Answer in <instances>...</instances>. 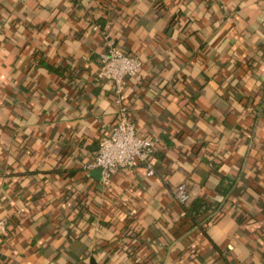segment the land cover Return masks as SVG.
Returning a JSON list of instances; mask_svg holds the SVG:
<instances>
[{"label": "crops", "instance_id": "obj_1", "mask_svg": "<svg viewBox=\"0 0 264 264\" xmlns=\"http://www.w3.org/2000/svg\"><path fill=\"white\" fill-rule=\"evenodd\" d=\"M95 23L142 60L150 176L85 168L117 119ZM0 218V264H264V0H0Z\"/></svg>", "mask_w": 264, "mask_h": 264}, {"label": "built area", "instance_id": "obj_2", "mask_svg": "<svg viewBox=\"0 0 264 264\" xmlns=\"http://www.w3.org/2000/svg\"><path fill=\"white\" fill-rule=\"evenodd\" d=\"M92 29L99 31L104 39L105 49L99 55L97 77L114 85L113 99L117 119L110 133L100 137L95 155L85 168L88 171L98 169L104 184H108L111 176L119 170L131 171L139 165L145 166L146 173L150 176L154 173L152 154L159 139L147 138L138 132L130 117L125 90L129 77L137 75L141 70L142 60L118 47L106 26L101 27L95 23ZM173 194L180 204L189 200L185 183L176 185ZM7 227L6 219L0 218V239L5 235Z\"/></svg>", "mask_w": 264, "mask_h": 264}, {"label": "trees", "instance_id": "obj_3", "mask_svg": "<svg viewBox=\"0 0 264 264\" xmlns=\"http://www.w3.org/2000/svg\"><path fill=\"white\" fill-rule=\"evenodd\" d=\"M207 206L208 205L205 200H203L202 198H198L194 200L190 206L185 207L184 210L192 219L195 220L201 210L203 208H206Z\"/></svg>", "mask_w": 264, "mask_h": 264}]
</instances>
